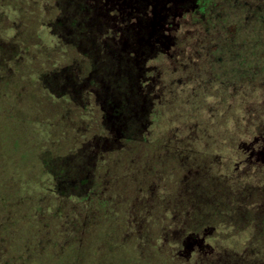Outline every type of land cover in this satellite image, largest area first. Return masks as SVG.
I'll use <instances>...</instances> for the list:
<instances>
[{
  "label": "rangeland",
  "instance_id": "rangeland-1",
  "mask_svg": "<svg viewBox=\"0 0 264 264\" xmlns=\"http://www.w3.org/2000/svg\"><path fill=\"white\" fill-rule=\"evenodd\" d=\"M172 1L0 0V68L9 81L6 90L0 85L2 107L49 123L48 140L69 155L99 136L116 138L88 175L100 167L105 207L125 209L126 223L160 226L163 219L169 234L188 231L197 224L199 201L213 199L200 207L217 213L203 217L192 231L197 236L182 245L188 252L182 264L234 257L264 264V18L260 26L246 20L264 10V0H231V6L199 0L204 10ZM106 101L124 107L121 128L115 120L102 124L104 113L113 114ZM191 168L202 171L209 188L198 177L183 184ZM13 185L0 175L7 187L0 192V228L16 224L12 238L32 211L9 199ZM73 214L56 224L43 216L32 236L64 230Z\"/></svg>",
  "mask_w": 264,
  "mask_h": 264
},
{
  "label": "trees",
  "instance_id": "trees-1",
  "mask_svg": "<svg viewBox=\"0 0 264 264\" xmlns=\"http://www.w3.org/2000/svg\"><path fill=\"white\" fill-rule=\"evenodd\" d=\"M224 2L231 6V0ZM263 11L253 10L251 16H246V20L260 26V20L264 18ZM240 13L245 16L246 11L242 9ZM234 26L228 28L233 30L236 28ZM259 28L254 31L257 36ZM5 73L6 69L0 68V85L6 90L9 81ZM42 78L47 82L53 76ZM3 92L1 93L4 94ZM3 102L0 101V175L4 174L9 180L11 178L13 184L17 185L10 186L9 199L26 202L32 211L27 214V225L25 228L20 227L15 237L12 238V229L16 224L9 226L10 229L6 226L0 228V264H182L188 261V252L183 251L185 241L197 236L192 231L199 229L203 217L216 215V210L207 208L202 211L200 207H209L213 204V199L210 200L204 195L203 202L199 201L197 206L200 208L193 209L197 224L188 231L177 229L171 230L169 234L164 227L166 222L163 225V219L160 220V226L158 222L152 225L149 221L141 226L137 221L128 220L126 223L125 209L105 207L107 201L99 191L101 182L98 179L103 174L100 167L95 170L97 173H91L90 178L88 175L91 162H94L100 153L113 148L115 142H118L116 138L115 140L105 138L104 135L99 136V140L94 144L87 143L89 149L85 146L81 149L83 152L77 151L74 155H69L65 147L58 146L59 144L53 146V141L48 140L54 135L50 131L49 123L44 125L40 121L34 122L31 114L27 115V119L20 110L5 109L2 107ZM110 106L106 101V108H110L114 115L108 117V114L104 113L102 124L112 125L115 120V125L120 127L117 121H120L119 118L124 119L126 111L124 107H118L117 110ZM104 111L107 112V109ZM126 118L128 122L131 120L130 116ZM116 133L119 141L122 140L123 131L119 129ZM85 149L89 150V154ZM188 172L183 177V184L186 186L193 184L191 178L203 179L202 183L208 181L198 169L191 168ZM15 174L17 176L14 177ZM22 177H27L24 184H20ZM94 179H97L96 183L92 182ZM205 183L203 186H208ZM0 189L2 192L7 187L0 186ZM86 202L88 206L95 203L97 207H87ZM63 205L68 207H60ZM218 205L215 204V207ZM70 212L74 213V220L63 225L64 230H49V237L45 239H42L39 233L32 236L33 231L39 232V227L42 226L39 223L42 222L38 220L43 216L54 219L56 224L61 223L63 215ZM127 212L129 215L130 210ZM10 239L14 240V243L9 242ZM225 259H216L215 263L211 264H239L244 260L234 257L232 260L235 261L231 263Z\"/></svg>",
  "mask_w": 264,
  "mask_h": 264
},
{
  "label": "flooded vegetation",
  "instance_id": "flooded-vegetation-1",
  "mask_svg": "<svg viewBox=\"0 0 264 264\" xmlns=\"http://www.w3.org/2000/svg\"><path fill=\"white\" fill-rule=\"evenodd\" d=\"M205 1V0H204ZM190 2V4H192L193 6L192 7H196V8H198V7H200V8H203V5H204V2H202V1H199L198 0V2L195 4V2H194V0H173L172 2H171V4H174V5H176V4H180L181 3V5H187L188 3ZM184 5H183V8L182 9H185L184 8ZM203 10H204V8H203ZM203 10H202V12H203ZM196 13V12H195ZM172 14V18H174V17H176V18H180V13L178 14V13H176V12H172L171 13ZM173 20V19H172ZM173 23H171V25H172Z\"/></svg>",
  "mask_w": 264,
  "mask_h": 264
}]
</instances>
